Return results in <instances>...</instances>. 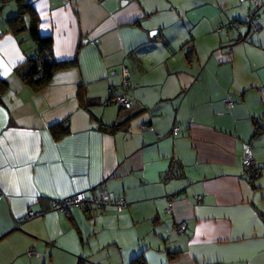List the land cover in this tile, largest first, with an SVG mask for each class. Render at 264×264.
<instances>
[{
	"label": "crops",
	"instance_id": "crops-1",
	"mask_svg": "<svg viewBox=\"0 0 264 264\" xmlns=\"http://www.w3.org/2000/svg\"><path fill=\"white\" fill-rule=\"evenodd\" d=\"M27 1L55 59L74 63L40 90L24 82L35 42L0 0V264H264V0L243 41L245 26L221 27L250 0ZM79 192L126 207L53 209Z\"/></svg>",
	"mask_w": 264,
	"mask_h": 264
},
{
	"label": "trees",
	"instance_id": "trees-1",
	"mask_svg": "<svg viewBox=\"0 0 264 264\" xmlns=\"http://www.w3.org/2000/svg\"><path fill=\"white\" fill-rule=\"evenodd\" d=\"M16 1L19 5V13L15 16L10 17L8 20L11 31L16 36H20L24 32L28 31L31 38L35 42V46H36L34 53L27 56V59L25 60V63L22 65L19 73H20L21 78L24 80V82H26L28 85H30L33 89L40 90L49 84V82L51 81V79L53 78L54 74L57 71L71 66L74 63V61L60 62V61H57L55 59L54 52H53V37H52V35H44L41 33V31L39 29L40 18H39L37 11L33 7V4L31 2H28L27 0H16ZM250 2H251V0H250ZM262 5H263V3H262ZM262 5H261V7H262ZM261 7L257 11L258 15H259V11H260ZM252 9H254V7H253V4L251 2V10ZM251 10H250V12H251ZM250 12H249V14H250ZM249 14H248V16H249ZM26 15L30 16V22L28 24L26 23V20H25ZM247 19H248V17H247ZM247 19L245 22H241V23H239L237 21L239 23V26L237 27V29H240L242 26H245V29H246L245 32L242 33L238 37L237 41L246 40L248 38L249 34L258 33L260 31L259 30L258 32H248V28L246 25ZM223 25H225V24H223ZM226 33H227V30H226ZM192 52L193 51L191 50L187 54L189 63L192 62V55H193ZM7 85H8L7 81L1 80L0 81V91L6 90ZM114 91H115L114 87L110 89V96L112 97L111 99H113ZM122 93H120V94H122ZM120 94H118L114 97L116 99V101H117V97ZM118 127H119V125H114V127H112V128L114 129V128H118ZM145 127H147V126L146 125L143 126V128H145ZM263 132H264V127H261L258 123H256L254 136H258V135L262 134ZM56 137L58 138L59 136H56ZM259 169L260 168H258L257 165H255L253 167V170L251 171V174L249 175V177L251 179L257 177L259 174ZM85 194L87 196H89L90 198H94V197H99L101 194H104V193L88 194L87 192H85ZM105 196L107 197L109 203L111 201H115V200H123L125 202V200L122 198H110L107 195H105ZM56 201H55V203H56ZM109 207H113L118 211L123 210L126 207V202H125V205L121 209H119L116 205H111V204L107 205L105 208H101V207L95 206L93 204V202H89L88 205H85V206H79V208H82L85 210L99 209L101 212H104ZM34 212H36V211H34ZM42 212H44V211L37 212V213H42ZM58 212H60V211H58ZM66 214L70 215L69 213H66ZM41 215H44V214H40L39 216H41ZM36 217H38V216H36ZM29 219H31V218H29ZM33 250L34 249L29 250L28 253L33 251Z\"/></svg>",
	"mask_w": 264,
	"mask_h": 264
},
{
	"label": "built area",
	"instance_id": "built-area-1",
	"mask_svg": "<svg viewBox=\"0 0 264 264\" xmlns=\"http://www.w3.org/2000/svg\"><path fill=\"white\" fill-rule=\"evenodd\" d=\"M254 9L251 10L246 25L248 28V32H258L261 28V23L258 20V14L257 11L261 7L262 2L260 0H251ZM239 26V23L237 21H231L225 25H222L221 30H227L229 27L237 28ZM122 79H123V86L129 87L130 81H131V70L128 67V65L123 66L122 70ZM117 101L121 106H123L126 109H131L133 106V97L129 96L127 93H122L117 97ZM146 128V127H145ZM179 127H174V132L178 131ZM242 164L244 167V172L247 175L251 174V171L253 170V167L257 164V161L254 156L253 148L249 143H244L243 145V156H242ZM0 192V196H1ZM201 198V197H198ZM89 202H93V204L97 207L105 208L107 205H116L119 209H121L125 202L123 200H115L111 201L109 203L107 197L104 194H101L99 197L90 198L85 194V192H79L74 194L71 197L58 199L56 203L53 206V209L55 211H60L64 213H70L71 209L74 207L79 206H85L88 205ZM166 212L170 213L171 208H167ZM42 213H37L32 210H30L27 214L28 218H34L36 216H39ZM187 226V223L185 221H182L177 224L176 230L178 232H183ZM35 251L29 252V254H33Z\"/></svg>",
	"mask_w": 264,
	"mask_h": 264
},
{
	"label": "rangeland",
	"instance_id": "rangeland-1",
	"mask_svg": "<svg viewBox=\"0 0 264 264\" xmlns=\"http://www.w3.org/2000/svg\"><path fill=\"white\" fill-rule=\"evenodd\" d=\"M260 1H262V0H260ZM254 152V151H253Z\"/></svg>",
	"mask_w": 264,
	"mask_h": 264
}]
</instances>
